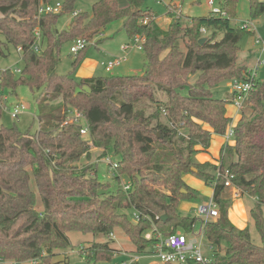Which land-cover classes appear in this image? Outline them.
<instances>
[{
    "label": "trees",
    "instance_id": "trees-1",
    "mask_svg": "<svg viewBox=\"0 0 264 264\" xmlns=\"http://www.w3.org/2000/svg\"><path fill=\"white\" fill-rule=\"evenodd\" d=\"M51 2L0 0V55L13 46L24 63L20 73L2 71L0 89L15 92L27 85L37 91L39 122L34 134L6 126L0 105V261L50 263L56 250L71 245V232L106 238L84 248L92 262L111 261L121 251L113 246L117 231L139 253L152 243L145 236L154 227L163 235L189 233L196 217L182 215L178 207L198 196L184 180L191 173L213 186L219 209V216L204 226V236L215 247L210 264H264V82L258 80L247 98L234 127L235 143L223 146L219 166L196 160L199 151L209 149L213 134L225 135L232 121L229 101L215 98L212 88L227 78H243L247 71L238 65L237 54L249 30L231 23L238 0H220L223 14L194 17L187 25L181 16L172 17L167 29L159 27L144 0H128L125 8L119 0H96L91 12L77 11V0H64L60 12L40 14V6ZM249 2L253 17L264 12V1ZM75 11L70 26L58 28L59 17ZM115 21L122 22L130 39L143 36L146 76L77 80L58 72L66 43L86 38L96 39L97 46ZM37 29L45 44L41 52L33 47ZM202 37L207 40L200 43ZM89 47L75 55L74 68ZM194 74L196 81L190 83ZM73 109L84 114L93 146L80 134L79 123H64ZM92 147L101 150L100 158L111 150L120 155L115 191L99 180L93 162L80 164L92 158ZM226 169L234 175L233 185L255 200L249 215L259 243L250 226L240 229L228 216L225 177L218 174ZM124 176L128 190L121 185Z\"/></svg>",
    "mask_w": 264,
    "mask_h": 264
},
{
    "label": "rangeland",
    "instance_id": "rangeland-1",
    "mask_svg": "<svg viewBox=\"0 0 264 264\" xmlns=\"http://www.w3.org/2000/svg\"><path fill=\"white\" fill-rule=\"evenodd\" d=\"M64 0H53V3L60 2L63 3ZM96 0H77L75 4V9L77 11H86L91 12L92 5ZM264 1V0H262ZM145 5L151 8L155 14L156 22L162 29H167L170 19L175 17L174 14L169 13V7H178L181 10V17L184 25L189 24L190 19L194 17H202L209 15L211 13V6L209 5V0H144ZM121 7L125 8L128 6V0H119ZM170 5V6H169ZM214 6L220 7V0H214ZM73 13L68 12L62 14L59 19L57 26L60 29L68 27L73 21ZM244 22H250L252 28L248 29L244 37L241 39L239 45L240 49L237 54V63L240 66H247V70L255 68L258 65L257 69V79L261 82H264V52H262V44L257 43L259 39H264V12L257 17H253L250 11V2L249 0H238L236 7V17L232 19L233 26H241ZM246 29V28H244ZM208 32L205 35H210ZM106 37L99 39L97 43V48L95 45H90L86 50L85 56L82 59H90L98 63V66L95 71V76H125V75H143L145 70V53L144 50L137 49L135 47L129 48L127 51L120 50V45L123 44H135L129 38L126 30L122 27L121 21L113 22L106 31ZM222 34L217 35V38L220 39ZM105 40V41H104ZM104 41L103 43H100ZM118 56H125L126 58L121 61L120 64L115 65L110 71L105 70L103 64L108 63L111 60L116 59ZM75 60V54L71 52V42L66 43L61 52V62L58 67V72L60 74H72V76L80 80L83 78L81 74V63L73 67V61ZM22 53L18 51L17 48L10 46L9 52L5 55H0V76L2 71L6 69H16L23 68ZM196 75L190 76L189 82L194 83L196 81ZM233 79L227 78L212 88V92L215 98L226 99L230 104L233 102ZM188 92V89L183 91L184 94ZM3 94L8 97V100L5 104L8 107H13L16 103H23L26 107L24 112L20 115L18 119H14L9 114L8 110L3 108L1 123L6 126L16 125L21 131H29L34 134L39 129V122L37 118V102L36 96L37 91L33 92L27 85H19L15 92H12L9 88L3 90ZM158 96L162 99H165L164 93L158 92ZM241 109V111H243ZM185 129H183L184 131ZM101 150L98 148H92V158L87 160L83 158L80 164H86L93 162L97 167L98 178L102 182H108L112 186V190H116L118 187L117 180L114 178V170L111 169V165L108 164V159L113 163H117L120 160V155L116 154L113 150L109 151L107 155L99 157ZM198 162V158H196ZM213 163V162H212ZM220 164V163H219ZM218 164V166H219ZM217 165V164H216ZM197 179V183L205 182L202 178L197 175H192ZM128 183L127 177L121 178V185L124 187ZM208 186V184L205 182ZM34 185V182L32 183ZM235 186L231 185L230 187ZM228 188V187H227ZM226 189V188H225ZM237 189H239L237 187ZM240 190V189H239ZM241 192V190H240ZM243 197H246L243 195ZM248 201V205L252 202L249 198H245ZM211 201L210 196L205 197L202 194L198 193L196 199L188 200L189 204H192L191 208L186 212L179 209V213L182 215H187L191 217H196V228L195 232L199 233L201 230L202 221L197 214V209L200 204L209 203ZM37 208L42 209V202L40 195L37 193ZM251 207V206H250ZM132 213V210H130ZM217 218V217H216ZM214 219V218H213ZM156 228V227H155ZM250 228L252 231V237L255 242H260V236L255 231L254 223L252 218H250ZM159 230L152 228L147 231L146 239H153L154 233ZM151 235V236H149ZM188 236L190 234L187 233ZM71 240V245L66 249H59L55 251L50 259V263L43 264H120L121 262L129 263L131 256H138L136 260L139 264H164L159 261V259L153 255L151 247L153 244L150 243L147 246V249L143 253L135 251V246L124 235L121 231L114 233L113 238L115 242L114 247L120 249L121 251L117 252L111 261H98L92 262L88 260L84 248H87L88 245L96 241H104L106 238L104 236H98L94 238L92 234H83L81 232H71L69 233ZM215 247L209 242V240L204 237L203 239V251L206 255L210 256L213 254ZM0 264H14L13 262H0ZM20 264H34L33 260H27ZM188 264V263H184Z\"/></svg>",
    "mask_w": 264,
    "mask_h": 264
},
{
    "label": "built area",
    "instance_id": "built-area-1",
    "mask_svg": "<svg viewBox=\"0 0 264 264\" xmlns=\"http://www.w3.org/2000/svg\"><path fill=\"white\" fill-rule=\"evenodd\" d=\"M209 5L211 6V13L220 15L223 14L220 7L214 6V0H209ZM170 6V5H169ZM62 7V3H43L39 8V13H47V12H60ZM169 13L174 14L175 16H181V10L178 7H169ZM77 14V11L73 13V16ZM252 24L250 22H244L240 26L241 28L250 29ZM203 34L207 33L205 28L201 29ZM36 35L38 38V42L34 44V49L37 52H41L45 44L41 41V31L40 29L36 30ZM96 39L88 40L86 38H78L74 40L71 44V52L77 55L80 51L84 50L88 46L96 45ZM131 41L135 44L133 46L129 43L123 44L121 46V50L127 51L129 48L135 47L137 49L143 50V36L136 35L134 36ZM258 44H262V52H264V39H259L256 41ZM21 49V48H20ZM126 57L118 56L116 59L109 61L108 63L104 64L106 71H110L115 65L120 64L122 60ZM257 69L258 65L255 68L249 69L246 71L245 76L243 78H234L233 79V103L238 110H241L245 107L247 98L249 97L250 93L253 92L257 85ZM15 72L20 73L21 69H16ZM8 100V97L3 94L2 90L0 89V105L8 110L9 114L12 118L18 119L20 115L26 109L25 105L21 102L16 103L13 107H8L5 102ZM68 122H75L81 125L80 134L82 137L88 140L89 144L93 146V142L90 138V130L88 124L86 123V119L83 113L79 112L77 109L69 110L66 120L64 123ZM234 127L235 125L230 124L227 128L225 137L227 139L226 143H229V140L234 138ZM95 148V147H92ZM118 163V162H117ZM117 163H113L110 159H108V164L111 165V169L115 170L117 167ZM219 175L223 174L225 177V186L230 187L233 185L232 178L234 175L226 169L225 173L219 171ZM124 189H130V185H124ZM197 214L202 221L201 230L199 233L195 232L196 222L193 224V230L189 232L190 236L183 231H178L175 234L170 235H163L160 231L155 232L153 236V244L151 247V251L154 256H156L160 262L168 263V264H184L193 262L195 264H210L212 262V257L208 256L203 251V239H204V226L205 223L213 218L219 216V209L217 204L211 200L209 203L200 204L197 209ZM133 216L136 219H139V214L134 211ZM154 230L156 228L154 227ZM151 236V235H149ZM139 257L138 256H131L130 261L128 264L136 261ZM35 264L36 262L33 261ZM120 264H126V262H122Z\"/></svg>",
    "mask_w": 264,
    "mask_h": 264
},
{
    "label": "crops",
    "instance_id": "crops-1",
    "mask_svg": "<svg viewBox=\"0 0 264 264\" xmlns=\"http://www.w3.org/2000/svg\"><path fill=\"white\" fill-rule=\"evenodd\" d=\"M104 41L100 43H103ZM121 46L122 45H120V48ZM97 48H99V46ZM97 66H98L97 62L92 61L90 59H84L81 63L82 68H81L80 75L82 77L95 76V71H96ZM241 112L242 111L238 110L234 104L227 105V115L232 118V121H231L232 125L237 124L238 120L241 117ZM205 127L208 128L206 125ZM226 141L227 139L225 135L213 134L209 149L207 151H199L196 154V158H198V160L201 163H205V162L212 163L213 162L214 164L218 165L221 162L220 159H221V154H222V148L226 144ZM229 143L234 144L235 140L231 139L229 140ZM192 175L193 174L191 173L185 174L184 176L185 182L189 186L196 189L199 194H202L205 197L210 196V199L212 200L213 194H214L213 186H210V185L207 186L205 182L203 181L201 183H197V179L193 177ZM223 198L229 201L228 216L230 220L232 221V223L240 229H244L250 226L249 209H250V206L252 207L255 200L253 198H249L252 202H249L251 204L248 205V201L245 199L246 197H243L242 192H240V190L237 189L236 186H232L228 188L226 187L223 193ZM191 206L192 204H189L188 200H183L180 202L178 208L187 212L191 208ZM263 216H264V206H263ZM0 262H9V261H0Z\"/></svg>",
    "mask_w": 264,
    "mask_h": 264
},
{
    "label": "water",
    "instance_id": "water-1",
    "mask_svg": "<svg viewBox=\"0 0 264 264\" xmlns=\"http://www.w3.org/2000/svg\"><path fill=\"white\" fill-rule=\"evenodd\" d=\"M207 40V38L206 37H202L201 39H200V43H203V42H205ZM144 76H146V73H144ZM193 171H196V169L195 168H193ZM138 178L140 179L141 177L140 176H138ZM183 191L185 192V190L183 189ZM167 218V215H162V219H166Z\"/></svg>",
    "mask_w": 264,
    "mask_h": 264
}]
</instances>
